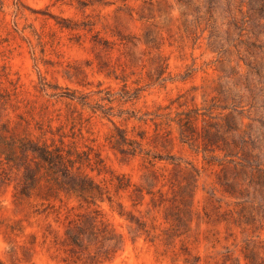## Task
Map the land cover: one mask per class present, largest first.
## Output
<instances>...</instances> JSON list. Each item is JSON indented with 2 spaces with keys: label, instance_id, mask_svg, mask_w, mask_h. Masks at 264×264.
Segmentation results:
<instances>
[{
  "label": "rangeland",
  "instance_id": "rangeland-1",
  "mask_svg": "<svg viewBox=\"0 0 264 264\" xmlns=\"http://www.w3.org/2000/svg\"><path fill=\"white\" fill-rule=\"evenodd\" d=\"M241 1L0 0V264H264V34ZM30 141L97 201L34 189Z\"/></svg>",
  "mask_w": 264,
  "mask_h": 264
},
{
  "label": "trees",
  "instance_id": "trees-1",
  "mask_svg": "<svg viewBox=\"0 0 264 264\" xmlns=\"http://www.w3.org/2000/svg\"><path fill=\"white\" fill-rule=\"evenodd\" d=\"M210 4H213L215 0H208ZM240 13L244 15V23L248 25L254 23L256 28H258L259 34H264V0H248L247 2V11H244L245 1H241ZM246 14V15H245ZM254 18V21L252 19ZM256 23V24H255ZM247 29L243 28L240 31L245 32ZM198 118H193L192 116L187 115L185 119L180 120L181 135L184 136V132L191 131L194 132L197 126ZM217 129L218 124L212 126ZM230 130L238 131L237 128H231ZM208 134L214 137L222 138L223 147L220 148L221 151L225 152V157L238 158L240 152L242 151V156L244 158H250L252 156L249 152H243V144L246 143L245 140L241 144L237 143L234 139L229 141L223 135H220L219 131L211 132L208 131ZM141 139L144 140L145 136H141ZM7 142V143H6ZM29 150L33 154L34 167L26 168L27 179L34 183L36 189L41 187L43 182L47 184V192L53 193L55 185L66 186L68 191H72L77 196L85 200L97 201V195L101 193V187L96 184L90 177L83 175L81 172V167L76 165L69 152H65L62 147L49 146L46 143L40 144L39 142L30 141ZM7 145L9 147V142L5 139L3 135L0 134V147ZM138 146L141 147L142 144L138 143ZM10 155L12 151L10 149ZM244 160V159H242ZM235 161V160H233ZM242 166H245L242 164ZM259 172L264 181V170L260 168V165L257 166ZM92 227L89 232L92 236H97L98 229L96 228V220L93 218ZM102 231V229H100ZM100 232V231H99ZM86 231L75 222H70L69 227L66 232V236L71 245L76 246L80 249H84V236Z\"/></svg>",
  "mask_w": 264,
  "mask_h": 264
}]
</instances>
